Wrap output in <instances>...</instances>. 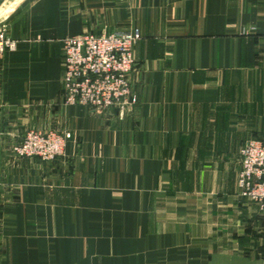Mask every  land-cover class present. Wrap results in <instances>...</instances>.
<instances>
[{"label": "crops", "instance_id": "obj_1", "mask_svg": "<svg viewBox=\"0 0 264 264\" xmlns=\"http://www.w3.org/2000/svg\"><path fill=\"white\" fill-rule=\"evenodd\" d=\"M0 264H264L238 190L264 141V0H0ZM138 28L124 116L67 106L63 40ZM71 133L53 162L29 130Z\"/></svg>", "mask_w": 264, "mask_h": 264}, {"label": "built area", "instance_id": "obj_2", "mask_svg": "<svg viewBox=\"0 0 264 264\" xmlns=\"http://www.w3.org/2000/svg\"><path fill=\"white\" fill-rule=\"evenodd\" d=\"M138 28L103 34L83 33L63 40V92L67 106H85L95 112L117 109L124 117L137 103L131 75L134 48L141 40ZM15 50L16 43L0 25V53ZM71 133L29 130L13 147L18 159L53 162L62 156ZM2 137L0 135V151ZM238 190L264 214V141L249 140L240 149Z\"/></svg>", "mask_w": 264, "mask_h": 264}]
</instances>
